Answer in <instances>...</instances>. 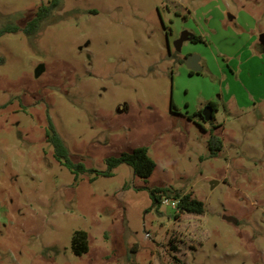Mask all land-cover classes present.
<instances>
[{"label": "rangeland", "instance_id": "rangeland-1", "mask_svg": "<svg viewBox=\"0 0 264 264\" xmlns=\"http://www.w3.org/2000/svg\"><path fill=\"white\" fill-rule=\"evenodd\" d=\"M50 1L0 0V29L20 27L0 34V264H264V0H59L25 33ZM50 119L79 180L55 159ZM139 146L157 163L147 180L94 171ZM158 186L205 213L155 203Z\"/></svg>", "mask_w": 264, "mask_h": 264}, {"label": "trees", "instance_id": "trees-1", "mask_svg": "<svg viewBox=\"0 0 264 264\" xmlns=\"http://www.w3.org/2000/svg\"><path fill=\"white\" fill-rule=\"evenodd\" d=\"M59 0H52L49 4L42 5L36 16L27 23L24 27V31L27 34L35 33L40 29L43 19L57 6ZM20 27L16 24H8L4 28L0 29V34L5 32H16ZM195 41L201 40L200 36L193 38ZM47 140L54 147L55 159L68 168L73 174H75L76 180H79L80 175L86 171V166L83 162H75L70 156V150L66 145L64 139L56 129L54 123L50 119L49 128L46 131ZM222 141L220 138L213 136L210 140V149L212 156L217 155V151L222 148ZM108 164L107 170H94L97 175L113 176L114 169L121 164H128L133 167L135 175L140 178L148 179L151 177L157 166L156 161L149 154V148L147 146H139L133 151H124L119 155H111L106 159ZM151 197L157 204L161 203L162 193H166L169 196H173L179 199V210L182 213H192L196 215H202L206 211L205 202L193 196L191 192H182L180 190H172L168 187L158 186L151 188ZM73 251L77 255H82L89 251V235L88 232L82 229L76 230L72 239Z\"/></svg>", "mask_w": 264, "mask_h": 264}, {"label": "water", "instance_id": "water-1", "mask_svg": "<svg viewBox=\"0 0 264 264\" xmlns=\"http://www.w3.org/2000/svg\"><path fill=\"white\" fill-rule=\"evenodd\" d=\"M188 37L187 33L184 32L182 34V37L176 42V45H177V49H181L182 47V44H183V41L186 40ZM264 34L263 36L261 37V40L263 41L264 39ZM199 60L200 58L197 57V56H194V55H190L186 58V64L188 66L189 69L199 73L203 70V67L201 66V64L199 63ZM204 119L206 121H209L211 120L213 117H214V107L213 106H208L205 110H204ZM224 218L228 221H233V222H236V218L233 217V216H228V215H225Z\"/></svg>", "mask_w": 264, "mask_h": 264}, {"label": "built area", "instance_id": "built-area-1", "mask_svg": "<svg viewBox=\"0 0 264 264\" xmlns=\"http://www.w3.org/2000/svg\"><path fill=\"white\" fill-rule=\"evenodd\" d=\"M162 203L169 205L171 207H173L176 210H179V199L173 197V196H163L162 198Z\"/></svg>", "mask_w": 264, "mask_h": 264}, {"label": "flooded vegetation", "instance_id": "flooded-vegetation-1", "mask_svg": "<svg viewBox=\"0 0 264 264\" xmlns=\"http://www.w3.org/2000/svg\"><path fill=\"white\" fill-rule=\"evenodd\" d=\"M181 37H182V35L180 36V38H181ZM180 38H179V39H180ZM187 38H188V37H187ZM179 39H178V40H179ZM178 40H177V41H178ZM177 41H176V42H177ZM184 41H185V40H184ZM184 41H183V42H184ZM182 45H183V44H182ZM177 50H179V49H177ZM188 56H189V55H188ZM188 56H187V57H188ZM187 57H186V58H187ZM189 70H190V73H191V74L197 73V72H195V71H193V70H191V69H189ZM199 73H200V72H199ZM208 106H213V107H214V113H215L216 110L218 109V105L216 104V102H214V101H210V102L205 106V108L202 110V112H201V115H202L203 118H204V114H203V113H204V110H205ZM172 109H174V105L172 106ZM174 110H175V109H174ZM175 112H178V111L175 110Z\"/></svg>", "mask_w": 264, "mask_h": 264}, {"label": "crops", "instance_id": "crops-1", "mask_svg": "<svg viewBox=\"0 0 264 264\" xmlns=\"http://www.w3.org/2000/svg\"><path fill=\"white\" fill-rule=\"evenodd\" d=\"M264 43V42H263ZM199 63H200V60H199ZM215 102V101H214ZM217 104V103H216ZM218 105V104H217Z\"/></svg>", "mask_w": 264, "mask_h": 264}]
</instances>
